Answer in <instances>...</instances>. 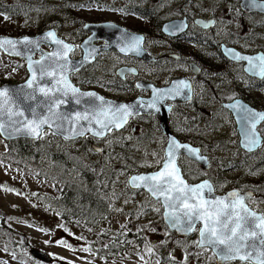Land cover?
Masks as SVG:
<instances>
[{
	"label": "rangeland",
	"instance_id": "rangeland-1",
	"mask_svg": "<svg viewBox=\"0 0 264 264\" xmlns=\"http://www.w3.org/2000/svg\"><path fill=\"white\" fill-rule=\"evenodd\" d=\"M149 2L150 12L163 19L192 13L202 17L213 16L217 20L214 31L208 33V44L184 43L190 51L198 52L202 58L216 64V68L205 67L208 83L196 82V106L199 112L186 110L190 118H199L197 126L200 130L193 135V143L200 145L210 155L211 167L204 170L182 157V169L189 178H194L196 172L209 178L219 192L234 187L235 183L249 185L258 192L250 204L264 210V146L256 154L244 153L238 145L239 137L233 117L221 106L222 101L241 94L262 106L264 79L259 81L249 78L234 62L212 55L216 46L210 44L225 41L242 51H264V14L245 13L239 7V0H19V4L25 5V10L15 18L0 13V33L14 29L23 31V34H33L38 32L37 27L44 16H56L58 33L75 45L71 56L77 57L81 55L79 43L87 35L82 29L85 22L112 21L130 29L147 30L148 18L132 15L125 11V7L135 6L138 13L147 14ZM17 32L13 35H20ZM170 43L177 45L178 42L154 30L150 23L151 50L159 54L170 49ZM43 47L49 49L48 46ZM119 60L108 53L100 59V64L117 63ZM100 64L95 67L97 71L100 70ZM175 65L178 67L171 69L173 76L181 73L191 75L187 68ZM82 75L89 80L87 83L80 82ZM26 76L23 60L5 55L0 50V84L21 82ZM167 77L168 73L163 74L157 81L163 82ZM72 79L81 88L95 89L112 98L125 97L123 91L105 87L100 79L91 78L86 71L73 74ZM139 124L143 130H149L148 121H140ZM42 138L55 139L60 149L78 147L83 142V139L66 141L50 131H44ZM126 138L128 140L113 135L102 140H92L86 150V157L97 164L96 176L100 177L104 185L109 186L112 227L119 229L130 226L131 229H137L148 225L147 243L131 249L119 258H98L88 244L94 234L64 223L59 216L32 198L33 193H51L49 183L0 161V210L4 213L3 217L0 214V228L4 221L16 233V241L26 236L28 242L25 245L18 244V250L13 251L6 247V234L2 231L0 264H216L209 249L199 248L194 243L197 241L196 233L184 240L181 243L183 247L176 248L167 259H160L157 249L170 233L161 219L162 207L145 191L131 189L127 179L132 173L157 169L163 159L165 141L156 131L148 140L130 138V135ZM93 145L100 147V151H95ZM5 148V141L0 137V150ZM42 160L46 162L47 155H43ZM72 174L78 175V172L72 169ZM31 248L47 252L52 257L51 262L33 259L28 254Z\"/></svg>",
	"mask_w": 264,
	"mask_h": 264
},
{
	"label": "water",
	"instance_id": "water-1",
	"mask_svg": "<svg viewBox=\"0 0 264 264\" xmlns=\"http://www.w3.org/2000/svg\"><path fill=\"white\" fill-rule=\"evenodd\" d=\"M239 7L245 13L264 14V10H261L260 8L245 7V0H239ZM197 22L200 25H202L204 28H207V27H210L213 25L212 24L213 20L205 21L204 19L203 20L199 19ZM205 24H207L208 26L205 27L204 26ZM172 25H180L181 27L179 29H174L171 27ZM185 28H186V24H185L184 19H173V20L167 21L163 24L162 31L166 34L175 36V35L180 34L183 30H185ZM82 29L85 32H88L89 34L86 37H84L82 39V41L79 43V48L81 49V55L78 57H72L71 56L72 52L75 49V45L72 42H69L66 39H64L54 27H48V28H45V29L38 31L36 33H33V34L10 35V34L0 33V40L7 38V39L15 40V41H20V43H17L14 46L4 45L3 47H0V50L5 55L11 56V57H16V58L23 60V62L25 64V69L27 71V76H26L25 80H23L21 82H17V83L5 82V83L0 84V89H3V88L9 89V95L7 97L9 102L4 105V115H3V117H0V122H2L4 125V127L2 129H0V137L6 142L12 141L15 139H21V138L30 139V140H37L43 135L44 131H50L52 134L55 133L54 134L55 136H57L63 140H66V141L81 140L87 136L91 137L95 140H102L112 131H119V130L123 129L126 126V124L128 123V120L131 116H133V115H146V114H152L153 113L159 119V127H160L162 133L167 136V141H166L164 149H163V159L161 161L160 166L157 169L150 170V171L138 172V173H132L128 176L127 182L129 181L130 177H133V176L152 175V174H155V173L161 171L163 168V161L166 158L165 153L168 149V141L170 139H175L180 143L188 144L192 148L199 149L198 155L204 157L203 160H200V159L195 158V157H191L183 149H181L179 152H177L175 163H176V166L180 169L179 175L183 178V180L185 181L186 184H188L189 186H195V185H199V184L203 183L204 181H208V183L212 186V192L209 193L207 191V189H205L203 191L204 198L209 199V200H215L216 198H226L225 203H229V199H227L228 194L231 192H236L239 195L246 197L244 204L250 211L255 212L257 214V216H264L260 211L254 209L252 206H250L247 203V199L252 197L254 194V192L252 190L241 191L238 188H230L224 192H217L215 190V187H214L213 183L211 182V180H209L207 178L201 179V180L196 181V182H189L187 180V178L184 176L182 169L179 165V157L181 155H184L188 159L200 164L205 169L209 168V165H210V161H209L208 156L201 151V147L199 145H195V144H192L191 142H187V141H181L178 137H176L170 131L168 124H167V116H168L169 110L171 109V105L167 104L166 101H177V100L186 101L189 99V95L191 92L190 91L191 86L189 84V81L186 79V77L173 78L167 85H164V86H156V85H153L151 83H149V84L142 83V84L138 85L137 87L151 90L152 91L151 97H149V98L136 97L130 101H122V100L107 97L95 89L81 88L78 84H76L74 82V80L72 79V75L74 73L80 71L81 69H83L84 67L89 65L90 63H92L96 59V57L99 55V53L103 50L113 49L122 55L136 56L137 58L143 59L145 61H148L150 59H152V60L154 59V58L150 57L149 53L143 48L142 45L144 43V39L141 41V43L139 45V51H121L122 48L127 49L130 47L133 37L142 36L143 38H145L142 33L132 31V30L128 29L127 27L121 25V24H118V23H115L112 21L85 22L82 25ZM48 32L55 33V39H58V40L62 41L63 43L61 45H57L52 38L47 37ZM25 37H27L29 40H35L37 42V44L26 45L25 43H23V40ZM98 42L100 44H98ZM64 44L71 46V51L67 52L66 60H67V69H68V71H67L68 80L72 84V86L79 89L81 93H95L97 96L103 97L105 101L111 102L113 107H116L120 104L132 105V113L133 114L127 117V123L124 124L123 127L115 128L113 126V130L111 132H107L105 130L106 134L104 137H96L91 132H85L84 136L73 137L72 136L73 124L69 121V119H61V120L53 121L51 127L48 124L41 125L40 130L37 132L36 135L28 134L27 128L25 127L27 125L28 121H33V123L31 125H28V127L35 128L36 123H38L39 119L50 115L48 112V106L47 105H42L41 107H37V104H39L45 98L43 97V95L39 91H34V89H36L38 87H50L51 86V84H50L51 78L45 77L44 79H40L39 78L40 73L37 70L36 71L37 80L34 82L33 88H27L26 87L27 81L29 79H31L32 75H33L32 71L29 68V63L31 61L33 64V68L39 69L40 65L35 64V61H40L42 56L47 57L48 54L54 53V52H60L61 53V58L59 60H57V63H61V64L65 63V60L63 58V52H65L67 50L64 49V47H63ZM43 46H48L49 49H46ZM228 49L233 50L234 53H239L240 55L249 56V57H255L257 55H264L263 51L259 50V51L254 52V53H246V52H242V51H240V50H238L232 46H227L225 44H221L222 53L224 54V56L226 58H228L230 60L237 61V62H244V66H243L244 71L248 75L256 77L258 79L264 78V76L259 75V72H260L259 68H256L254 71H249L248 69H249L250 65H249L248 61H246V60H235L231 57V55H228L227 54ZM85 56H88L87 60L84 59ZM173 56H175V55H173ZM55 59L56 58L53 57L52 60L45 59L43 61L44 65L47 67L48 71H52L55 68V64H53V60H55ZM255 63L258 64L259 62H255ZM190 64H192V63H190ZM49 65L51 67H48ZM73 69H75V70H73ZM121 70L123 71L124 69H121ZM124 71H134L135 72V69L134 68H128V69H125ZM194 72H197V70L194 69ZM180 81H184L188 85V88H182L181 92L183 94L177 96L174 94V92H172L170 90H172L173 88L179 87ZM21 88L24 89V92L20 93V98H18L16 92L13 90H19ZM153 89H159V90H163L165 92H168V96L165 97V99L163 101L157 102L156 108H147L146 107L147 102L153 99ZM186 92H187V94H186ZM24 93L34 94L36 96V100L24 101L23 100ZM186 95H188V96H186ZM77 96H78V94H77ZM59 98L67 101L66 103L60 105V108L58 109L59 113L62 114L63 116L69 117L72 120H74L76 117V114L80 113L82 115L87 114V115H89L90 118L92 116H97V118H99V119H105V117L100 113V109L97 107L100 104V101H95V104H92L89 102L92 98L84 96V97H79L81 102L79 104H77L76 103L77 97H74L71 93H69L68 97L60 96ZM4 99H6V98L0 97V103H3ZM137 101H143L144 105H138L136 103ZM236 101H239L242 105L250 107L254 111L264 112V109H257L256 107L251 106L249 103H247L244 100L239 99V98L233 99L232 101L224 103V107L229 109L231 111L233 117H234L236 129H237V132L239 135L240 147L247 152L256 151L262 146L263 137H262L260 131L258 130V127L263 121H260L256 124V132L262 138L261 146L252 150V151H249L244 146V144L246 143L245 135H244L246 129L240 122L239 110L233 109L230 107V105L236 103ZM29 105H31L32 107H36V112L39 115H33L32 112L28 111L27 109H28ZM106 107H107V105H105V108ZM9 109L12 112H23V116L13 115L11 120H9L8 119ZM157 109H159V111H157ZM57 123L62 125V128L60 130H57L55 127V124H57ZM89 126L90 125L88 124L87 121L81 120L79 122V124L76 125L75 130L76 131L84 130V129L88 128ZM91 127L94 130H98L97 125L95 124V121H93ZM66 136L70 137V138L65 139ZM93 148L100 150V147H98L97 145H93ZM97 152H99V151H97ZM169 170L171 171V165L169 167ZM174 176H175V174H174ZM128 186L133 190L145 191L150 196V198H152L153 200L160 203V205L162 207L161 219L170 232H172L174 235H176L178 237L188 236V235L196 232L197 241L200 240L201 237L199 234V228L203 227V221L196 222V224H195V228L197 229L196 231H191V232L177 231L176 228H173L170 226L169 219H168L166 214L169 212H172L173 209L171 207H168L165 205L163 196H153L149 192V190L143 186L136 188V187H133L129 183H128ZM165 187H167V185H165ZM173 195H175V193H173ZM231 200H237V198L233 197V198H231ZM177 203H182V201L177 202ZM252 230L258 231V229H255L254 225L252 228L249 229V231H252ZM244 244H245V247L242 248L239 253H233L232 254L233 258L229 259V260H221L216 255V252L218 250H214L211 246L205 245V246H202L199 248L209 249L215 257V263L216 264H226V263H230V262L261 264V262L264 261V244L260 243L259 233H258L257 238H251L250 237L249 240L244 241ZM249 244H254L255 247H249L248 246ZM29 255L33 259H36L38 261H42L45 263H49L52 260V257L47 252L40 250V249H37V248H31L29 250ZM241 256H245L248 258L242 260V259H240Z\"/></svg>",
	"mask_w": 264,
	"mask_h": 264
},
{
	"label": "snow or ice",
	"instance_id": "snow-or-ice-1",
	"mask_svg": "<svg viewBox=\"0 0 264 264\" xmlns=\"http://www.w3.org/2000/svg\"><path fill=\"white\" fill-rule=\"evenodd\" d=\"M245 7H257L264 10V0H245ZM205 27L208 25L205 24ZM174 29H179L180 25H172ZM47 37L52 38L57 45H61L63 42L55 39V33L48 32ZM144 38L142 36H135L132 38V43L129 48H122L121 51H139V45ZM20 43L11 39L4 38L0 40V47L4 45L14 46ZM23 43L26 45L37 44L35 40H29L24 38ZM38 46V45H37ZM63 58L65 63H57V60L61 58L60 52H54L48 54L47 57L42 56L40 61H35V64L40 65L39 69L33 68V64L30 61L29 68L32 71V78L27 81L26 87L33 88L34 82L37 80L36 71L40 73V79L50 77V87H38L34 91H39L45 98L37 107L42 105L48 106L49 116L39 119L35 128L28 127L33 121H28L27 128L28 134L36 135L40 130L41 125L48 124L52 126V122L55 120L69 119L73 124L72 136H84L85 132H91L96 137H104L106 132H111L113 126L115 128H121L127 123V117L132 115V105L120 104L113 107L111 102L105 101L103 97L97 96L95 93H81L79 89L72 86L68 80L67 75V52L71 51V46L64 44ZM227 54L235 60H246L249 62V71H254L256 68L260 69L259 75L264 76V55H257L255 57L243 56L239 53H234L233 50L228 49ZM53 60L55 68L52 71H48L43 61L45 59ZM85 60L88 56H85ZM255 62H259L258 64ZM48 67H51L50 65ZM75 70V69H73ZM182 88H188V85L184 81L179 82V87L173 88L172 92L179 96L183 93ZM16 92L17 97L20 98V93L24 92V89L13 90ZM71 93L76 98V103L81 102L79 97L92 98L89 102L95 104V101H100L97 106L100 109V113L105 119H99L97 116L91 118L87 114L77 113L74 120L69 117L63 116L59 113L58 109L60 105L66 103L64 99H60V96L68 97ZM78 94V96H77ZM9 95V89H0V97H4L3 103H0V117L4 115V105L9 101L7 99ZM168 96V92L159 89H153V99L146 104L147 108H156L157 102L163 101ZM23 100H36V96L32 93H24ZM138 105H144L143 101H137ZM105 105L107 107L105 108ZM233 109L239 110V117L241 124L245 127L246 131L244 146L252 151L261 146V136L256 132V124L260 121H264V112L254 111L250 107L242 105L239 101L230 105ZM28 111L33 115H39L36 112V107L28 106ZM159 111V109H157ZM13 115L23 116V112H12L9 109L8 119L11 120ZM87 121L90 125L88 128L80 131H76V125L79 122ZM95 121L98 130H94L91 125ZM4 127L0 122V129ZM57 130L62 128L61 124H55ZM55 134V133H54ZM70 137H65L69 139ZM181 149L189 154L191 157L203 160V156H199V149L192 148L188 144L180 143L175 139L168 141V149L165 153V159L163 161V168L161 171L152 175H139L130 177L128 183L133 187L139 188L141 186L147 188L153 196H163L165 205L173 209L172 212L167 213L170 226L176 228L177 231L191 232L196 231L195 224L198 221H203V227L199 228L200 240L194 242L198 247L211 246L214 250H218L216 255L221 260H229L233 258V253H239L242 248L245 247L244 241L249 238H257L259 233L260 243L264 244V216H257L255 212L250 211L244 204L245 196H241L236 192L228 194L229 203H225L226 198H216L215 200L205 199L203 191L207 189L209 193L212 192V186L208 181L195 186H189L185 183L183 178L179 175L180 169L176 166V154ZM95 151H100L95 149ZM171 165V171L169 167ZM175 174V176H174ZM174 177V178H173ZM167 185V187H165ZM175 193V195H173ZM236 197L237 200H231ZM182 203H177L181 202ZM179 213V214H178ZM255 226V229L249 231L250 228ZM249 247H255L254 244H249ZM88 251V249H85ZM151 251V249H149ZM248 257L241 256L240 259H247ZM264 264V261L261 262Z\"/></svg>",
	"mask_w": 264,
	"mask_h": 264
},
{
	"label": "trees",
	"instance_id": "trees-1",
	"mask_svg": "<svg viewBox=\"0 0 264 264\" xmlns=\"http://www.w3.org/2000/svg\"><path fill=\"white\" fill-rule=\"evenodd\" d=\"M24 6L19 4V0H0V13L7 17H19L21 11L25 10ZM135 8L137 7L127 6L125 11L135 16L146 17V12L138 13ZM57 21L56 16H44L37 31L48 27L57 29ZM2 32L12 35L14 32L23 34V31L14 29ZM83 72L84 70H81L79 74ZM88 81L83 75L81 76L80 82ZM92 140L93 138L87 136L78 147L66 149H60L55 139L46 140L42 136L37 140L21 138L5 141V150H0V161L12 164L23 172L49 183L51 193H33L32 198L48 211L59 216L64 223L89 230L90 234H94L88 244L98 258L115 259L147 243L148 225L137 229H131L130 226L119 229L112 227L109 186L104 185L100 177L96 176L97 164H93L86 157V150ZM43 155H47L46 162L42 160ZM72 169L76 170L78 175H73ZM234 186L242 190L251 189L257 197L258 192L249 185L235 183ZM0 214L4 216L1 210ZM2 231L6 234V247L13 251L18 250V244L28 243L26 236H22L19 242L16 241V233L6 226L4 221L0 228V236ZM195 233L178 237L170 232L157 249L160 259H167L176 248L183 247L181 243L184 240Z\"/></svg>",
	"mask_w": 264,
	"mask_h": 264
},
{
	"label": "flooded vegetation",
	"instance_id": "flooded-vegetation-1",
	"mask_svg": "<svg viewBox=\"0 0 264 264\" xmlns=\"http://www.w3.org/2000/svg\"><path fill=\"white\" fill-rule=\"evenodd\" d=\"M148 8H149V11H147V14H146V17L148 18V23H149L148 29L147 30L130 29V28H128V29H130L132 31L140 32L144 35L145 38H144V43L142 46L149 53L150 57L154 58L153 60L150 59L148 61H145L143 59L137 58L136 56H125V55L118 53L116 50L109 49V50L101 51L92 63H90L89 65H87L86 67H84L81 70H84L87 73H89L91 78L100 79L102 85H104L105 87H109L110 89H115L117 91L118 90L123 91L125 97L119 96L117 98H114V99H118V100H122V101H130L136 97H142V98L151 97V94H152L151 90L137 87L138 85H140L142 83H147V84L151 83V84L156 85V86H164V85H167L173 78L186 77V79L189 81V84L191 86V90H190L191 92L189 95V99L186 101H180V100L166 101L167 104L171 105V109L169 110L168 116H167V124H168L170 131L176 137H178L181 141H187V142H191L192 144H194L193 143V139H194L193 135L198 134L199 130H200L197 126V122L199 121V118H194V119L190 118V116H188V113L186 110L189 109L191 112H199V110L196 106L198 103V96H197V93L195 92V88H197L196 82L202 81V82L208 83V79L205 76V73H206L205 67L208 66V68H216V64L215 63L213 64L212 62L207 61L206 59L202 58L200 53L190 51L188 48H186V46H184V43L197 42L199 44L200 43L201 44H208V41H209L208 40V36H209L208 33H211L214 31L213 29L215 28L217 20L213 16L212 17H202V16H196L195 14H192V13H185L181 17H172V18H168V19L167 18L163 19L161 17H157V15L155 13L150 12V2L148 5ZM173 19H184L185 24H186L185 30H183L180 34L175 35V36L166 34L162 31L163 24L165 22L173 20ZM199 19H201V20L204 19L205 21L213 20V23H212L213 25L210 27L204 28L202 25H200L197 22ZM150 23L152 24L154 30L162 32L164 34V36L170 38L171 41L176 40L178 42L177 45L170 43V45H169V47H171L170 49L168 48L167 50L162 51L159 54L153 52L150 48ZM86 33H87V35L89 34L88 32H86ZM98 44H100V43L98 42ZM210 44L216 46V49L212 53V55L216 54V56H219L224 60L234 62L235 64H237L240 67V71L242 73H244L249 78L257 79L259 81L264 79V78L258 79L256 77L248 75L244 71V67H243L244 62H237V61L230 60V59L226 58L224 56V54L222 53V50H221V44H225L227 46H232V47L238 49L237 47H235V46H233V45H231L225 41H220V42L215 41V42H212ZM238 50L242 51L241 49H238ZM257 51H259V50H255L253 52H247V51H242V52L254 53ZM108 53L113 54L116 58H120V60L117 61V63L108 62L106 64V63L102 62L100 64V59ZM173 55H175V56H173ZM190 63H192V64H190ZM98 64H100V66H101L99 71H97L95 69L96 65H98ZM175 64L182 66L184 69L187 68L191 75L188 76L184 73H181L177 76H173L171 74V69L172 68L174 69V67H178ZM142 65H144V66H142ZM145 66H147V67H145ZM155 67H156V69H155ZM128 68H134L135 72L134 71H124L125 69H128ZM121 69H124V70L122 71ZM194 69H196L197 72H194ZM80 71H78L76 73H79ZM76 73H74V74H76ZM167 73H168L167 80H165L163 82L157 81L161 77V75L167 74ZM217 73H220V71ZM120 91H118V92H120ZM187 92H186V94H187ZM186 96H188V95H186ZM107 97H109V96H107ZM110 98H112V97H110ZM237 98L244 100L245 102L249 103L253 107H256L257 109H264V104H261L262 106H259L251 98L246 97V96H242V94L233 96L230 99L222 101L221 106L231 113V111L229 109L224 107V103L232 101L233 99H237ZM231 115H232V113H231ZM198 116H201V115H198ZM232 117H233V115H232ZM177 119H179V120H177ZM233 120H234V117H233ZM140 121H142V122L148 121L149 122V125L147 127V129L149 128L148 131L143 130V127L139 124ZM194 123H196V124H194ZM234 125H235V129H236L235 120H234ZM261 126H264V121L258 127V130L260 131V133L263 137L262 146H261V147H263L264 146V127H261ZM155 131L160 135L162 140L165 141V143H166L167 136L162 133V131L159 127V119L155 114L152 113V114H146V115H133L129 118L128 123L126 124V126L123 129H121L119 131H112L106 137L113 136V135H120L121 138L127 139L126 137L130 135V138L136 137L139 140H142V139L148 140L154 135ZM238 137H239V135H238ZM93 140H95V139H93ZM195 145H197V144H195ZM238 145H239V139H238ZM239 147H240V145H239ZM260 148L256 151H253V152H247V151L243 150L242 148H241V150L244 151V153H246L247 155H251V154H256L260 150ZM201 151L208 156L209 161H210V165H209V168H210L211 167L210 155L207 152H205V150L202 147H201ZM182 157H185V156L181 155L179 157V165H180V159ZM190 161H191V163L194 164V166L202 167L200 164H198L192 160H190ZM180 167L182 169L181 165H180ZM209 168H207V169L203 168V169L208 170ZM182 172L189 182H196V181H199L201 179L207 178V177H203L201 174H199V172L195 173L194 178H189L186 176V172L183 169H182ZM207 179H209V178H207ZM211 182L213 183L212 180H211ZM213 185L215 187V190L217 192H219L216 189V186L214 183H213ZM231 188H237V187L234 186ZM228 189H230V188H228ZM228 189H226V190H228ZM238 189H240V188H238ZM240 190L244 191L242 189H240ZM245 190H251V189H245ZM222 192H224V191H222ZM254 197H255V193L253 194L252 197L247 199V203L250 206H252L250 204V202ZM254 209H256V208H254ZM256 210L260 211L264 215V210H262V209H256Z\"/></svg>",
	"mask_w": 264,
	"mask_h": 264
}]
</instances>
